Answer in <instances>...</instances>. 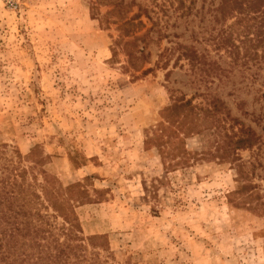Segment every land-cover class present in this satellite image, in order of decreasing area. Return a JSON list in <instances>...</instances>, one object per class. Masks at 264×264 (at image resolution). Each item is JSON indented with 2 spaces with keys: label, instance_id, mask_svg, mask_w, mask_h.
Segmentation results:
<instances>
[{
  "label": "rangeland",
  "instance_id": "1",
  "mask_svg": "<svg viewBox=\"0 0 264 264\" xmlns=\"http://www.w3.org/2000/svg\"><path fill=\"white\" fill-rule=\"evenodd\" d=\"M220 5L0 0V179L18 174L30 193L46 189V204H59L43 214L74 213L88 260L264 264V217L231 197L234 156L264 194V48L253 41L254 21L237 22L251 12L223 19ZM139 8L146 28L135 36L151 32L132 65L116 43L119 26L106 20ZM179 45L195 48L200 63ZM176 98L191 100L198 117L163 146L175 150L166 160L167 135L158 137ZM241 127L256 146H223ZM50 223L59 234L64 220Z\"/></svg>",
  "mask_w": 264,
  "mask_h": 264
},
{
  "label": "trees",
  "instance_id": "2",
  "mask_svg": "<svg viewBox=\"0 0 264 264\" xmlns=\"http://www.w3.org/2000/svg\"><path fill=\"white\" fill-rule=\"evenodd\" d=\"M219 9L223 19L234 14L243 15V13L251 12L252 17L247 18V15L246 20L240 19L237 22L254 21L252 27H256V29L253 41L257 48H264V0H221ZM138 11L132 18L124 17L123 15L126 14H122L120 10L116 14H114L115 11H110L108 12L109 18L106 20L109 25L119 26L121 36L116 43H124L123 50L127 52L129 63L132 65L144 56L145 47L141 48L138 43L143 42L151 32V30H147L142 36H135L146 28L141 21L143 16L147 17L145 11L141 8ZM130 38L133 40L124 42ZM225 41L220 42L221 45H226ZM177 50L181 52L180 56L188 59L193 67L201 60L197 50L193 47L179 45ZM261 53L264 55V52ZM255 55L258 59L260 52H255ZM149 72L150 69L143 71L142 74L147 75ZM197 115V108L192 105L191 100L183 98H176L174 104L164 111L162 114L164 124H161V136L158 137L160 141L164 135H167V141L164 144H159L162 158L167 160L175 157L174 149L165 151L163 146L172 144L176 129L182 130L186 125V120L194 121L195 118L197 119ZM189 125L191 124L187 126L189 127ZM245 129L241 127L239 132L225 134L222 138L223 146L233 145L232 149L236 151L253 149L259 138L250 130L249 135L245 136L247 134ZM239 133L241 134L239 135ZM224 151L227 152V150ZM180 163L178 162L172 167L179 166ZM232 163L236 164L238 168L239 185L238 189L231 193V197L235 198L237 206L248 207L249 210L264 217V194H261L260 187L250 182L249 172L237 156L232 158ZM31 187L30 184L25 187L19 180L18 174H15L11 179L9 176L0 179V259L2 263L85 264L88 261V264H97L96 257L88 260L85 254V241L78 234L81 233V227L76 215L74 213L62 214L63 212L59 210L61 208L54 210V214H43L41 208L47 211L50 208L56 209L59 204L58 200H55L51 207L50 204H46L44 199L47 197L45 196L47 190H42V194L30 193ZM50 218L54 220L63 218L64 225L59 229V234L55 232L56 228L50 223ZM60 236H63V240ZM91 241L93 239H90Z\"/></svg>",
  "mask_w": 264,
  "mask_h": 264
}]
</instances>
